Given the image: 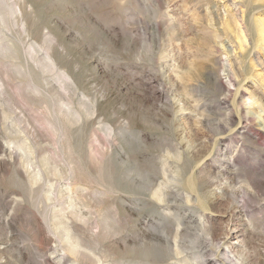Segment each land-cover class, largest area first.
I'll use <instances>...</instances> for the list:
<instances>
[{
	"label": "rangeland",
	"instance_id": "1",
	"mask_svg": "<svg viewBox=\"0 0 264 264\" xmlns=\"http://www.w3.org/2000/svg\"><path fill=\"white\" fill-rule=\"evenodd\" d=\"M0 264H264V0H0Z\"/></svg>",
	"mask_w": 264,
	"mask_h": 264
}]
</instances>
